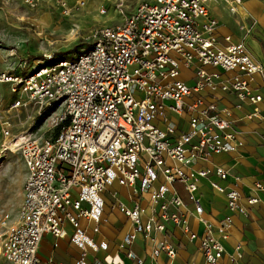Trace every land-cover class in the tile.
Instances as JSON below:
<instances>
[{
	"label": "built area",
	"instance_id": "2783aa9c",
	"mask_svg": "<svg viewBox=\"0 0 264 264\" xmlns=\"http://www.w3.org/2000/svg\"><path fill=\"white\" fill-rule=\"evenodd\" d=\"M23 1L35 7L42 0ZM224 1L234 4L232 12L241 3ZM208 2L142 1L128 15L119 8L123 21L93 29L91 42L79 53L60 58L43 54L42 61L27 69L24 58L20 71L0 74V82L10 85L14 96L11 109L34 110L50 131L46 139L24 137L18 143L26 178L17 223L2 242L8 264H53L51 258L38 260L40 241L44 234L66 236L65 224L72 228L69 240L83 251L105 249L104 243L96 245L85 236L78 218L97 221L101 194L114 184L126 188L133 199L130 207L114 203L132 229L119 245L125 249L123 257L106 255L105 264H125L124 259L144 264L128 246L138 235L149 238L152 232H163L166 223L182 228L189 240H198L204 264H218L224 246L214 232L224 233L226 224L204 217L197 192L199 180L209 171H194L192 165L243 144L232 128L229 109L205 103L201 94L231 92L240 102L252 104L250 117H256L262 97L252 92L251 83L262 69L242 42L232 43L229 36L219 42ZM191 67L194 83L189 87L181 70ZM226 73L232 74L223 78ZM170 115L183 117L186 129H179ZM10 132V122L3 121L2 136ZM214 174L219 180L227 175L219 167ZM159 176L162 184L155 187ZM174 184L182 186L188 203L176 194ZM210 187L224 195L228 210L245 214L236 188L217 182ZM144 193L149 214L142 222ZM256 202L247 198L249 205ZM189 216L201 224L200 235L190 230ZM153 244V259L161 253L169 262L175 258L167 240ZM241 248L234 246L231 259L241 258Z\"/></svg>",
	"mask_w": 264,
	"mask_h": 264
},
{
	"label": "crops",
	"instance_id": "0c3cea01",
	"mask_svg": "<svg viewBox=\"0 0 264 264\" xmlns=\"http://www.w3.org/2000/svg\"><path fill=\"white\" fill-rule=\"evenodd\" d=\"M232 2L224 0H209L208 10L210 16L218 23L217 37L221 44L222 38L229 36L232 43L242 42L251 57L261 66L262 74L255 75L251 83L253 93L261 95L262 99L256 104L258 116L250 117L253 105L240 102L235 94L217 92L209 95L201 94L205 103H214L217 108L229 109L232 120V128L236 132L237 139L243 144L237 151L214 154L205 161H199L192 165V169H207V178H202L198 183L199 203L204 210V217L218 225L226 224L224 233L215 231L214 236L221 240L224 253L218 264H264V0H241L235 5L232 12ZM207 71H216L207 68ZM232 73L222 74L223 78ZM181 78L185 84L191 87L194 83V68L182 69ZM177 123L179 129H186L184 118L169 116ZM219 167L226 172V179L219 180L214 174V168ZM26 178V169L23 168L15 176L16 184L22 185ZM210 182H217L221 186L236 188L241 198L239 204L245 209V214L227 209L224 195L219 194L210 187ZM162 184L159 176L154 186ZM173 188L183 201L188 203V197L180 184H174ZM129 191L116 184L108 186L101 194L103 209L97 221L84 217L78 218L80 229L94 244L104 243L105 249L97 251L87 247L83 251L69 240L72 233L70 224H65L66 236L55 238L51 234H44L41 238L37 258L40 262L47 259L53 264H105L102 259L106 255L123 257L124 248H120L122 237L131 231V222L122 212L114 207L117 201L126 206L132 205L133 199ZM248 197L256 198L253 205L247 203ZM22 198L18 199V207ZM87 207L86 204H82ZM140 205L144 209L141 221L144 222L148 212V194L144 193L140 199ZM171 210V209H169ZM18 212V211H17ZM14 221L9 223L11 227ZM190 230L197 235L202 232V226L193 216L188 217ZM182 228L172 223L165 224L163 232H152L151 237L144 238L141 235L132 242L128 249L140 257L144 264H204L199 251L198 240H189L183 234ZM225 236V238H222ZM167 240L175 248V258L169 262L164 254L151 257L153 243L159 240ZM240 245L242 256L239 259H231L234 246ZM124 263L128 261L124 259Z\"/></svg>",
	"mask_w": 264,
	"mask_h": 264
},
{
	"label": "rangeland",
	"instance_id": "374dc122",
	"mask_svg": "<svg viewBox=\"0 0 264 264\" xmlns=\"http://www.w3.org/2000/svg\"><path fill=\"white\" fill-rule=\"evenodd\" d=\"M142 1L151 0H42L35 7L23 0H0V74L20 71L24 58L27 69L42 61L43 54L60 58L79 53L91 42L93 29L120 24L119 8L128 15ZM9 86L0 82V264H8L2 242L17 223L16 204L22 198V185L16 184L15 176L24 163L15 138L50 135L44 118L34 110L11 109L14 96ZM5 120L11 125L6 138L1 133Z\"/></svg>",
	"mask_w": 264,
	"mask_h": 264
},
{
	"label": "bare ground",
	"instance_id": "6f19581e",
	"mask_svg": "<svg viewBox=\"0 0 264 264\" xmlns=\"http://www.w3.org/2000/svg\"><path fill=\"white\" fill-rule=\"evenodd\" d=\"M23 138H24V137H16V138H15V139H16V143L19 142V141H21Z\"/></svg>",
	"mask_w": 264,
	"mask_h": 264
}]
</instances>
